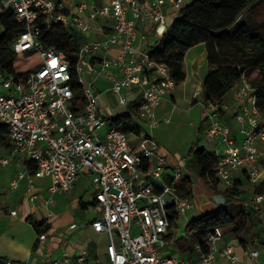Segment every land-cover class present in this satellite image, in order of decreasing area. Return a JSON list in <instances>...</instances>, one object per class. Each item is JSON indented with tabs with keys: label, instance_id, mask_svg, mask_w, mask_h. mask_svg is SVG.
I'll return each instance as SVG.
<instances>
[{
	"label": "built area",
	"instance_id": "built-area-1",
	"mask_svg": "<svg viewBox=\"0 0 264 264\" xmlns=\"http://www.w3.org/2000/svg\"><path fill=\"white\" fill-rule=\"evenodd\" d=\"M190 2L107 0L97 5L94 0H0V30L1 21L8 17L19 25L10 49L14 53L35 52L39 58L24 85L16 84L0 69V124L5 126L10 144L9 156H0V165L24 163L9 189H15L25 178L28 201L34 204L38 199L34 180L47 179L45 204L50 205L55 194L70 193L76 181L86 176L99 207L90 227L107 239L105 262L82 254L62 256L45 264H213L217 256L233 264L238 262L230 245L220 247L224 237L221 227L208 233L207 253L200 245L194 247L197 260L162 255L164 237L171 229L177 235L176 224L192 206L174 185L183 170L168 169L163 157L154 156L156 145L149 139L132 147L129 135L109 124L110 116L100 111L93 90L96 80L107 74L119 103L124 105L127 93L134 92L138 117L156 126L155 109L177 84L167 64L154 60L144 50L148 43L138 23L151 22V33L159 39L170 29L168 17ZM57 26L71 27L83 37H98L84 42L77 52L57 51L41 41L43 30ZM102 27H108L111 33L104 36ZM72 56L77 59L79 96L71 86ZM86 73L90 79H86ZM226 113L240 128V143L232 138L230 126L221 121ZM202 116L205 140L216 143L210 157L215 160L213 178L222 191L233 188L232 176L238 171L256 182L264 159V151L259 149L264 147V118L250 83L241 78L232 89L230 103L203 106ZM140 147L152 162L146 171L140 169L142 159L136 153ZM262 203L264 194L256 193L246 207L258 210ZM7 215L13 217L16 211L8 210ZM172 216L176 217L175 225H170ZM46 238L41 234L38 241ZM247 253L254 260L259 256L258 251Z\"/></svg>",
	"mask_w": 264,
	"mask_h": 264
},
{
	"label": "trees",
	"instance_id": "trees-1",
	"mask_svg": "<svg viewBox=\"0 0 264 264\" xmlns=\"http://www.w3.org/2000/svg\"><path fill=\"white\" fill-rule=\"evenodd\" d=\"M101 5L102 0H94ZM264 3V0H191L189 4L179 10L170 29L165 35L156 39L148 53L156 61L167 64L172 78L178 85L185 79L182 69L184 55L191 47L203 43L206 47L208 71L204 77L200 100L203 106L220 104L241 78H245L255 90L257 107L264 118V21H255L253 11ZM3 33L0 36V69L8 72L16 84L24 85L28 74L39 64L35 52L14 53L10 44L15 38L19 25L8 17L1 21ZM84 37L71 27L57 26L54 29L42 31L41 41L48 47L67 53L77 52L84 43ZM71 59V86L76 94L81 93V86L77 84L75 68L76 57ZM125 109L129 112L124 115L116 114L108 119L109 124L115 125L127 135L140 134L138 127L132 123L131 114H135V103L128 101ZM8 141L5 126L0 124V145ZM136 153L141 157L140 169L146 171L151 168L152 162L143 155V147ZM211 153L203 147H190L189 160L185 169L187 173L183 184L178 188L184 198H189L190 191L187 184L190 173L201 179L209 188H213L216 180L213 178L212 168L215 160ZM264 170V159L261 160ZM264 191V182L257 188L256 193ZM224 201L218 208L191 220L185 228L189 237V249L200 245L202 251H209L206 241L208 233L213 229L233 226V229L224 233L228 240L236 239L244 246L246 241L256 239L264 245V225L259 214L252 208L244 205L242 192L235 183L233 188L224 192ZM26 221L31 224L39 236L50 230L44 222L36 223L30 218ZM176 217L170 218V225H175ZM38 243L32 247L36 252ZM21 264L0 256V264Z\"/></svg>",
	"mask_w": 264,
	"mask_h": 264
},
{
	"label": "crops",
	"instance_id": "crops-1",
	"mask_svg": "<svg viewBox=\"0 0 264 264\" xmlns=\"http://www.w3.org/2000/svg\"><path fill=\"white\" fill-rule=\"evenodd\" d=\"M61 1V0H60ZM64 1V0H62ZM67 0L66 2H69ZM107 0H102V3ZM101 3V4H102ZM166 8H163L165 12ZM177 14L172 13L171 17H168V23L171 25ZM153 24L151 22L141 21L138 23L139 32L146 36L147 43L144 50L148 52L149 47L154 45L157 39L151 32ZM169 27V26H168ZM104 36L110 34L108 27H102ZM97 35H90L84 37V42L93 41L97 38ZM94 63V60H92ZM182 69L185 74V79L178 85H176L175 90L170 96L165 97L157 107V109L164 108H174L178 101H182L187 105V110L191 111L194 108L197 109L196 112L199 113V123L195 127L196 133H201L203 136V116L202 109L203 104L200 100V92L202 89V84L205 75L208 71V63L206 59V47L205 44H197L190 49L184 55ZM86 79H90L88 73H86ZM180 87L182 90L179 91ZM94 92L98 95L100 111L107 114V116H113L116 114H122L125 109V104L128 101L133 103L137 102V95L133 93H127L126 103L121 105L119 103V97L114 94L111 90V83L108 79L107 74L101 75L93 86ZM105 97L113 98L115 103L111 106L108 105ZM232 100V90L226 94L223 102L230 103ZM126 114V113H125ZM133 117L143 120L138 117L137 113L131 114V119ZM145 121V120H143ZM221 121L231 128L232 138L236 143H240L243 139V135L239 131V126L229 114H222ZM147 122V121H145ZM140 134L142 135L140 126L135 124ZM204 137V136H203ZM131 141V135H129ZM148 139V138H146ZM141 139L136 145H130L134 148L139 147L144 140ZM205 140V138H204ZM208 147L199 145H192L190 147H203L208 152H210L214 146V143H209ZM10 151V144L7 141L5 144L0 145V156L8 157ZM165 166L168 169L175 167H180L179 163H175L173 160L164 159ZM187 160L182 159L183 174L181 177L175 181L174 185L178 188L183 184V178L186 176V166ZM181 164V163H180ZM24 167L23 162L11 161L8 165H0V256L5 257L10 261L15 262H29L30 264H45L52 262L62 256H68L71 258L78 257L85 254L88 259L96 260L98 249L93 247V242L96 240H103L105 254V248L107 245V239L102 234L95 233L90 227V223L99 214V207L94 203L93 200V188L89 178L86 176L80 177L72 191L68 194L57 193L52 197V203L46 205L45 201L48 198L46 189L49 187V181L47 179H36L34 180V192L38 195V199L35 200L34 204L29 203L28 194L26 191L27 181L25 178L18 181L17 187L15 189H9V185L15 180L17 173ZM189 174V173H187ZM187 179L190 181L187 187L190 191L189 200L191 201V208L187 210L183 220L178 222L177 235L174 236L175 230L171 229L169 234L164 237V245L161 248V253L164 256L178 257L187 260H197L198 254L196 251L189 249V237L185 232L186 225L193 219L209 212L215 211L219 204L224 201V192L219 183L216 182L213 188H209L206 184L195 175H189ZM233 184L238 185V189L242 192L241 198L244 200V205L250 202L254 194H256V188L264 182V170L261 171L260 176L256 182H251L247 175L238 171L232 176ZM169 182V180H166ZM91 190L92 197L91 200L86 201L87 192ZM179 192V190H178ZM264 193V191H262ZM180 194V193H179ZM200 196H205L208 199L198 205L195 208L194 202ZM91 208L94 212H97L94 218H80L77 220L78 211H84ZM8 210L16 211V215L10 217L7 215ZM202 212L199 214V211ZM193 212L192 218H187L188 212ZM258 212L262 225H264V203L255 210ZM48 212L51 216L48 217ZM30 218L33 222L41 223L44 222L50 226V230L45 233L46 240L44 242L38 241V235L35 233L31 224L26 221ZM74 225V228L71 226ZM233 229V226H227L223 228L224 233ZM180 230L186 235L185 241L179 244L178 233ZM38 243V248L36 252H32V247L35 243ZM225 245H230L233 253L238 258V262L235 264H264V245H261L256 239L246 241L244 246L239 243L236 239L228 240V236H224L220 247ZM258 251L259 256L257 259H252L247 251ZM213 264H233L225 258L216 257Z\"/></svg>",
	"mask_w": 264,
	"mask_h": 264
},
{
	"label": "rangeland",
	"instance_id": "rangeland-1",
	"mask_svg": "<svg viewBox=\"0 0 264 264\" xmlns=\"http://www.w3.org/2000/svg\"><path fill=\"white\" fill-rule=\"evenodd\" d=\"M67 1V0H64ZM252 17L255 21L261 22L264 21V3L260 5L253 11ZM3 31L0 30V36ZM183 87H180L178 90L181 91ZM108 105L112 107L115 103L113 98L105 97ZM197 109L191 111L187 110V105L182 101H178L174 108L170 107L164 109H155V119L156 126H151L149 122H145L138 118L133 117L132 123L140 126L142 135L140 137L136 135H131V144L136 145L141 139L148 138L153 141L156 147L153 150L154 156L163 157L164 159H171L175 163H179V168H182V159L189 160V148L190 146H204L208 147V144L205 143L204 137L200 134L197 135L195 127L199 123V113L196 112ZM129 113L127 110H124L122 114ZM261 151H264V147L259 146ZM155 158L153 157V162ZM181 163V164H180ZM82 177V176H81ZM209 187L208 185H206ZM92 192L89 190L87 192L86 201L91 200ZM208 198L205 196H200L194 202L195 208H198V205ZM202 210L199 211V214ZM97 212H93L91 208L87 210V213L79 210L77 220L80 218H94L96 217ZM193 212L187 213V218H192ZM179 244H181L187 238L183 230H180L178 233ZM190 244V242H187ZM93 247L97 248V258L99 261L105 262V254L103 253L104 242L103 240H96L93 242Z\"/></svg>",
	"mask_w": 264,
	"mask_h": 264
},
{
	"label": "bare ground",
	"instance_id": "bare-ground-1",
	"mask_svg": "<svg viewBox=\"0 0 264 264\" xmlns=\"http://www.w3.org/2000/svg\"><path fill=\"white\" fill-rule=\"evenodd\" d=\"M259 176H260V174H259Z\"/></svg>",
	"mask_w": 264,
	"mask_h": 264
}]
</instances>
